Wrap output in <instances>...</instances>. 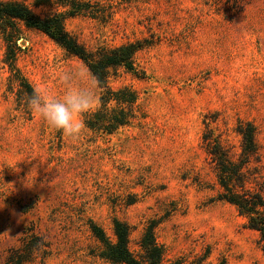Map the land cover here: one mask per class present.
Returning a JSON list of instances; mask_svg holds the SVG:
<instances>
[{
    "label": "rangeland",
    "instance_id": "obj_1",
    "mask_svg": "<svg viewBox=\"0 0 264 264\" xmlns=\"http://www.w3.org/2000/svg\"><path fill=\"white\" fill-rule=\"evenodd\" d=\"M89 1L98 18L64 21L85 48L151 40L134 57L143 77L119 67L108 80L113 89L135 90V117L111 133L83 123L77 138L50 128L10 85L0 32V263L33 231L47 249L25 264H123L96 254L88 226L91 219L111 235L118 218L130 226L134 253L154 221L167 264H264L258 232L215 199V171L202 143L210 132L235 157V127L251 122L258 155L249 171L264 179V0ZM22 30L14 66L34 89L61 96L60 76L68 71L94 79L47 35ZM95 85L91 111L99 106Z\"/></svg>",
    "mask_w": 264,
    "mask_h": 264
},
{
    "label": "trees",
    "instance_id": "obj_2",
    "mask_svg": "<svg viewBox=\"0 0 264 264\" xmlns=\"http://www.w3.org/2000/svg\"><path fill=\"white\" fill-rule=\"evenodd\" d=\"M34 8H48L37 13ZM86 15L98 18V12L89 0H0V32L7 43L5 63L9 67L10 85L17 86V93L26 100L34 88L14 66L16 41L23 28L38 30L69 53L80 58L100 89L99 106L83 115V123L95 130L111 133L120 126L127 125L135 117L137 100L135 90L129 86L113 89L109 86L112 70L119 67L143 77L134 63L137 51L147 47L151 40L139 38L112 47H97L89 50L77 41L65 28L67 17ZM112 15V14H111ZM235 131L240 136L239 152L235 157L220 139L210 132L202 135L203 147L210 157L215 171V199L233 205L239 215L246 219L249 228L258 232L264 251V179L251 173L249 166L258 155L255 139L256 128L251 122L239 121ZM91 234L98 246L96 254L112 263L123 264H167L164 248L154 235L155 222L147 224L139 237V252L130 247V226L118 219H112V234L88 220ZM44 238L31 231H24L18 244L11 246L0 264H25L45 253Z\"/></svg>",
    "mask_w": 264,
    "mask_h": 264
},
{
    "label": "clouds",
    "instance_id": "obj_3",
    "mask_svg": "<svg viewBox=\"0 0 264 264\" xmlns=\"http://www.w3.org/2000/svg\"><path fill=\"white\" fill-rule=\"evenodd\" d=\"M60 80L64 86L61 96L36 88L27 98L26 105L50 128L77 138L83 129L81 115L91 111L95 105V81L82 70L65 72Z\"/></svg>",
    "mask_w": 264,
    "mask_h": 264
}]
</instances>
